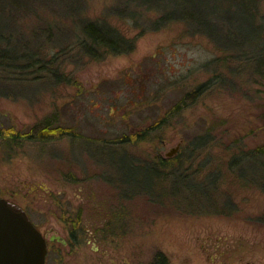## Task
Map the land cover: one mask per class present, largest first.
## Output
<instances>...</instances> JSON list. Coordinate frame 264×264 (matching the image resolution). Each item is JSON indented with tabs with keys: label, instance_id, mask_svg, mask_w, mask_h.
<instances>
[{
	"label": "rangeland",
	"instance_id": "rangeland-1",
	"mask_svg": "<svg viewBox=\"0 0 264 264\" xmlns=\"http://www.w3.org/2000/svg\"><path fill=\"white\" fill-rule=\"evenodd\" d=\"M57 1L23 0L14 11L0 2V20L24 45L29 41L26 47L44 53L57 48L51 51L34 32L63 25V42H71L76 20L64 15L70 12L108 23L134 39L135 48L99 61L74 49L62 82L34 80L33 72L11 81L0 72V197L22 208L41 232L53 230L69 242H48L46 264H151L159 253L169 264H264V159L241 171L231 164L264 147V75L241 56L263 51L264 25L256 43L235 50L263 23L264 0ZM175 4L201 8L205 27L173 16L155 29ZM215 69L224 83L172 113ZM45 128L64 131L43 137ZM147 128L145 140L128 138ZM202 135L208 136L203 147H188ZM178 143L176 155L183 153L165 173L180 168L190 185L173 196L176 177L163 181L162 169L142 164L156 163Z\"/></svg>",
	"mask_w": 264,
	"mask_h": 264
},
{
	"label": "trees",
	"instance_id": "trees-1",
	"mask_svg": "<svg viewBox=\"0 0 264 264\" xmlns=\"http://www.w3.org/2000/svg\"><path fill=\"white\" fill-rule=\"evenodd\" d=\"M57 0H34L36 3H54ZM254 1V0H253ZM2 4H8L9 10H21L24 6L23 0H0ZM58 2V1H57ZM255 3V1H254ZM35 4V3H33ZM256 4V3H255ZM176 5V4H175ZM12 6V7H10ZM69 6V5H68ZM177 6V5H176ZM178 7V6H177ZM6 10H4V18H8L6 14ZM245 9V8H244ZM70 11H75L76 9L74 7L69 8ZM203 12V13H202ZM75 12H70L68 14H64L66 16L70 15V18H73L74 24L72 27V38L71 42L64 43L63 37L64 33H67L68 31L62 30L64 27L63 25L59 24H53L48 23L44 26V28L40 29L41 31L37 30L34 32V36L38 37L37 35H42L43 37L47 38V41L50 42L51 45V51L53 48H57V52H49L44 53L41 51V49H30L28 43L22 42V40L17 39V32L15 29H11L10 27H7L5 22H2L0 20V72L5 76V80H11L16 81L15 75L20 74L21 76H25L29 72H33L34 74V80H40V79H46L50 78L51 81L56 80L57 82L65 81V75L61 71L62 66H65V63L70 58L73 60L77 54L72 55L71 57H68L74 49L77 50V53L82 54L81 58H86L85 60H103L108 55L114 54V55H120V54H127L134 50L135 48V40L127 39L122 34H120L114 27L109 25L108 23L102 22V21H96V20H90L88 18H77L74 14ZM55 16L57 14H54ZM60 15V14H59ZM181 18L184 20V22H187L190 24V27L197 23L198 26L205 27V22L202 21L201 18L206 16L204 11L197 8H193L191 11L187 10L185 6H180V8H173V10H169L166 12L160 19L156 21L154 24L155 29L162 27L165 25L168 20L172 17ZM192 16V17H191ZM60 17V16H59ZM196 17V18H193ZM58 18V17H57ZM1 19V17H0ZM260 22L259 26H256L257 31H254L253 38L250 40H241L245 43H242V45L236 46L237 51L247 49L245 48V45L250 43L254 44L257 42L258 35H260V32L263 31L262 26L264 25ZM246 24L241 23L240 24V31L243 35L246 34L247 29L245 28ZM67 28V27H65ZM70 29V28H69ZM262 29V30H261ZM39 31V32H38ZM62 31L63 36L60 34ZM70 31V30H69ZM194 32L204 33L207 34V31L198 29L193 30ZM256 36V37H255ZM209 37L215 42V39L209 35ZM255 37V38H254ZM259 37V42H260ZM264 43L261 42V46L263 51L260 52V54L254 55V59L250 56L247 57V54H243L244 61H251L254 65V69L256 70V73L259 75H264ZM23 47V49H21ZM229 49H234L233 47H227ZM249 50V49H248ZM239 54L237 55H231L230 58L233 60H238ZM246 58V59H245ZM88 62V61H87ZM218 62V61H217ZM220 63V62H219ZM210 64V63H209ZM209 64H205L202 66L203 68H206L209 66ZM227 79V78H226ZM224 79V81L226 80ZM223 73L219 72V69L214 70L213 78H211L209 81H206L197 87H195L192 92H187L183 99L175 104L171 111L172 113L174 111H181V109L186 108L196 102L197 99H199L205 92H207L213 85L216 83L223 84ZM166 122V119H161L157 125L153 126L152 128L158 127V125H163ZM152 130V129H151ZM58 131H64V129H55L54 131L50 130L49 128H45L44 130H41L39 134H41L43 137L47 134L57 133ZM150 133V128H147L145 131L139 132L137 131L134 134H130V137L132 138L131 141L139 143L140 141H143L146 139V135ZM40 135V136H41ZM15 136V135H14ZM15 137L22 138L18 135ZM28 138V137H26ZM129 139V140H130ZM195 143H190L189 146L194 144L195 149L203 147L208 142V136L202 135L198 136L195 139ZM127 142V139H119V143H125ZM117 143V142H116ZM186 148L184 149V151ZM264 147L258 148L256 151H253L252 153H246L242 152V154L237 155L231 162V164H235L238 171H241L244 165L251 163V162H258L260 159H264ZM175 156V158L168 159L165 157H161L159 161L156 163L145 161L142 165H151L153 169H162L161 176H159L163 181L165 179L171 178L174 176L175 179H172L174 181V186L171 188L170 194L173 196H177L179 194L180 185L185 184V187H188L190 183L186 182L185 179L189 175H184L182 170L180 168H171L169 173H165V168L167 167V164L173 160H178L180 157V154ZM141 164V163H139ZM261 166H264L262 164ZM203 179L195 180L197 182V185L200 187L205 188L206 182L202 181ZM170 181V180H168ZM208 187V186H207ZM195 190V189H194ZM197 194L204 196L202 193H197L193 191V195L196 196ZM151 264H169L168 259L163 254L159 253L156 255L155 260L152 261Z\"/></svg>",
	"mask_w": 264,
	"mask_h": 264
},
{
	"label": "water",
	"instance_id": "water-1",
	"mask_svg": "<svg viewBox=\"0 0 264 264\" xmlns=\"http://www.w3.org/2000/svg\"><path fill=\"white\" fill-rule=\"evenodd\" d=\"M178 143L165 158L176 155ZM48 253L46 239L27 213L0 197V264H45Z\"/></svg>",
	"mask_w": 264,
	"mask_h": 264
},
{
	"label": "flooded vegetation",
	"instance_id": "flooded-vegetation-1",
	"mask_svg": "<svg viewBox=\"0 0 264 264\" xmlns=\"http://www.w3.org/2000/svg\"><path fill=\"white\" fill-rule=\"evenodd\" d=\"M2 198V197H1ZM5 199V198H4ZM8 200V199H6ZM10 203H12L10 200H8ZM28 215V214H27ZM30 218V217H29ZM31 220V219H30ZM36 226V225H35ZM39 230V229H38ZM40 231V230H39ZM41 232V231H40ZM44 236V238L46 239V243H47V248H48V253H47V256H46V262L45 264L47 263V257H48V254H49V243L48 242H51V243H54V244H57V243H60L62 244L63 246H66L69 244V242L63 238V236L59 235L58 232H55L53 230L49 231L48 233H43L41 232ZM71 236L73 238H75V233L72 232Z\"/></svg>",
	"mask_w": 264,
	"mask_h": 264
}]
</instances>
